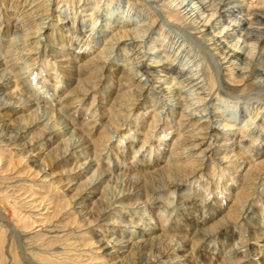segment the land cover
Wrapping results in <instances>:
<instances>
[{"label": "bare ground", "instance_id": "obj_1", "mask_svg": "<svg viewBox=\"0 0 264 264\" xmlns=\"http://www.w3.org/2000/svg\"><path fill=\"white\" fill-rule=\"evenodd\" d=\"M1 1L0 33L2 32V39L0 48L1 43H4L5 40L4 35L9 43L6 49L4 46L3 49H0V148H4L5 152L10 150L22 153L30 152L25 156L27 163L38 173L42 172L47 177H54L50 170L59 168L58 166L68 167V169L57 172L55 183L60 185L61 193L69 194H67L69 200L66 204L61 201L54 203L53 218L47 215L44 218L47 222L40 221L41 223L37 226L45 224L47 233L59 234V232L67 231L66 228L70 226L62 225L60 221L54 220V217L60 213H62L61 215L70 213L69 207L72 206L70 209H78L75 213L80 215L83 221H90L87 222L88 224L92 222L99 224L96 222L97 220L103 222V224H99L100 231L90 230V232L95 231L98 235L95 242L99 244L103 256H111L117 260V264H160L163 259H169V257H172L171 261L183 259L185 252L190 254L184 257L182 264L200 261L202 262L200 264H256L249 256L253 251L263 254L264 258V227L262 225L259 224L257 230L254 231L262 245L256 240L250 244L251 248L249 251L247 249L248 252L246 251L245 255L244 252L239 251L238 246L243 247L246 244L238 241L239 244H232L229 238L224 237L228 233L227 228L238 220V214L240 215L241 212L235 209L229 210L225 214V211H221L224 202L222 200L219 202L214 199L203 209L197 206V202H193L196 206L190 205L195 218V227L192 229L193 231L191 230L193 238L189 241L190 244L184 243L183 238V240L177 239L175 242L176 235H168L164 226H159L165 221V218L160 214L152 213L154 222L151 223L143 221L139 217L140 212L138 211V209L146 212L150 210L147 205L148 200L139 201L141 199L139 197L144 196L141 194L151 191L154 193L168 191L173 194L188 180L195 179L198 175L203 177L207 167L205 158H207V162L210 161L216 165L227 164L224 168L226 170H233L237 167L239 170L236 172L245 170L240 182H235L240 187L239 193H237L238 199L245 203L243 199L249 189L248 183L259 178L257 171L264 164L262 163L264 161H260L249 167L245 165L244 168L242 167L244 162L238 164L240 160L245 159L244 153L255 148L252 144V146L245 145L243 148L241 145L248 140L245 139L246 136L254 139V133L258 134V131L248 129L255 120L252 121L254 117L248 119L250 123L248 122L240 128L241 134L234 132L235 125L227 124L231 120L225 117V113L218 111L219 109L215 107L218 103L210 97L213 93H220L216 88V75L224 78L226 83L233 88L245 86L251 79L258 77H262L258 83H250L247 86H264V69L258 67L256 60H253L260 56L264 61V51L262 52V49L264 50V0H152L156 4H162V2H169V4L162 5L160 10L153 8V21L144 24L142 28L140 26L142 21L133 18L122 20L120 23L118 22V25L116 24L117 26H114L112 22L103 26L116 27L113 31L101 27L102 24L95 28L94 23L90 31L83 36H88V38L83 41L80 51L87 47L91 49L90 40L95 41L96 44L103 41L104 46L95 55L91 51L83 53V55L73 51L70 46H76L77 39L74 41L70 39L72 42L68 44L69 47H66L60 34H64L63 31L68 33L66 28L69 24L63 25L65 23L60 22L65 17L56 14V10L52 9L51 6L55 4L52 0H3V4ZM83 2L90 1L84 0ZM94 7L97 8H94L92 12H87L86 15L96 18V20L101 18L103 21L106 19L117 22V20L123 19L117 15V17L109 16L108 18L103 14V11L100 13L99 6ZM172 10L179 13L187 26L195 32H188V28H186L187 30L182 29L185 34L179 36L177 42L174 39L171 43L175 47L179 43L181 51L180 53L176 50L168 51V53L175 54L174 59L169 62L171 54L165 55L167 47L159 52L155 47H146V40L154 34V26L157 22L160 21V24L172 23L171 18L163 15L171 13ZM2 13L3 15L5 13L4 17H2ZM18 27L22 29L18 30ZM57 28H61L62 32L58 33ZM12 31H14L13 36H11ZM196 33L201 34L195 39L204 45L207 55L211 56L210 60L213 59L212 56L216 57L215 60L213 59L217 66L215 72H203L200 69L201 66L191 65V61H184V58L186 59L184 53L188 49L184 48V41L193 40ZM44 36L48 39L45 43H43ZM182 36L187 38L184 39ZM32 39L35 40L31 42ZM78 44L75 48H78ZM250 46L253 48L252 50H249ZM121 47L125 48L122 53V60L126 63L124 69H121L118 63H112L111 60L107 62L108 59L115 58L116 51ZM189 53L187 51V55ZM49 57L53 59L52 63L47 62L46 58ZM38 61H41L44 66L49 65L50 71H56L54 75L52 74L53 79L50 80L55 83V89L52 90L54 93L50 95L54 98L51 100L45 94H43L44 97L40 90L39 93L35 91L32 81H30L38 71V67L34 69L39 64ZM176 61L179 62V65L176 64ZM106 73L111 77L114 74L119 75L120 81H117V85L120 87L113 94L110 90L111 84L108 88L105 87L110 80ZM59 76L66 77L69 84L66 85L65 90H61V93L57 94ZM143 76L146 81H142L140 78ZM226 76H230V78L225 79ZM38 81L41 82L40 79ZM175 82L177 83L175 84ZM94 89L97 91L92 94L93 91L90 92V90ZM103 89H106V93L111 97L110 106L102 105L104 100L109 97L108 95L105 98L101 94L102 96L97 98L99 90L103 92ZM149 91L156 94L159 105L163 108L157 115L154 114L148 130L149 134L142 140L143 143L139 149L133 151L134 154L153 141L150 136L152 130L157 127L155 124L158 120L162 122L166 117L165 125H169V122H173L172 118L179 115L177 126L181 127L185 124L187 127L193 128H190L188 133H181L173 139L174 149L166 155L164 161L160 159L161 157H157L154 166L152 165L154 170L150 173L133 175L130 171L135 172L134 169H138V167L132 168L130 165L123 167L119 163L114 164L112 169L108 168L109 164L102 166L104 158L101 156L109 153L108 146L110 142H113V137H118L125 131L120 137L122 140L130 134L128 126H130L131 113L134 111L133 109L140 110L139 107L143 106L144 101L145 103L149 102L148 95L146 96ZM90 98H92V102L88 106L86 102ZM84 105L88 106L87 109L92 108L91 117L93 119L87 124L81 123L84 127L78 128L75 127L77 122L73 121L72 116H75V113L78 112L76 110ZM73 109L75 112L72 111ZM234 111L235 113H233ZM229 112L230 116H239L243 113L241 109ZM8 114L12 117L9 124L5 122ZM98 116L99 120H97ZM97 123L98 126H104V133L96 140L98 143L89 138ZM262 123L259 126L264 132V121ZM168 128L161 131L163 137L168 136ZM98 130L99 128L95 132ZM235 136L240 138L238 141L240 149L233 148L230 143H221L228 149L220 151L213 147L212 140L215 141L214 138L218 140L225 138L228 141ZM261 143L257 148L264 151V139H261ZM162 145L160 140L156 147L158 154L164 152L161 149ZM244 148L246 151L243 150ZM195 150L197 152L193 154L192 152ZM110 154L108 155L109 162L112 160ZM221 154H223L222 157ZM213 155L215 157L219 155V157L212 158ZM200 156H204V158H200ZM233 158L235 159L232 160ZM238 175L236 173L235 177L237 178ZM112 184H120V186L114 187L111 191ZM133 196H138L135 202L126 201ZM145 203L146 206H142ZM43 208L49 211V207L46 208L44 205ZM206 212L207 215H205ZM8 213L9 219L5 217L2 221H7L10 229L15 233L13 224L16 226L17 222L13 220V212L9 211ZM202 217L203 220L200 221ZM0 227L8 226L0 222ZM190 227V225H186V227L174 225L171 232L186 233ZM71 228L69 229L71 230ZM133 229L136 231H132ZM108 232L111 236L106 234ZM60 235L58 239L61 238ZM210 244H212L213 256H215V251H219L226 257L214 259L212 256L210 259L211 255L209 256L207 251L204 256L202 255L204 250L195 254L193 248L196 245L205 247ZM60 254L57 258L66 260L65 257L68 254ZM176 260L175 262H177ZM262 262L264 263V261Z\"/></svg>", "mask_w": 264, "mask_h": 264}, {"label": "rangeland", "instance_id": "obj_2", "mask_svg": "<svg viewBox=\"0 0 264 264\" xmlns=\"http://www.w3.org/2000/svg\"><path fill=\"white\" fill-rule=\"evenodd\" d=\"M52 1L53 3L55 2V4H53L51 7L52 9L56 10V14H61L62 16L65 17V19L60 20V22L65 23L63 25L69 24L68 27L66 28L68 33L63 31L64 34H60V37H62V40L64 39L63 41L66 47H69L68 44L72 42L70 41V39H72L73 41L77 39L76 46L79 43L78 48H75L76 46L74 45H72L73 47L70 46V48H72L73 51H77V53L81 55H83V53H87L88 51H91L95 55L104 46L103 41H101V43L98 42L96 44L95 41L90 40L91 49H88L87 47V49L84 50L83 48L80 51V48L83 45V41L85 40V38H88V36L87 37H83V36L87 34L88 31H90L94 23H95V28L98 26L100 27V24H102L101 27H103L104 25H106V23H111V22L113 23L114 26H117L118 22L120 23L122 20L124 21L127 20L128 18H133L138 21H142L140 23V26L142 28L144 24L146 25L153 21L154 18L153 17L154 15H152L153 8L160 10L162 8V5L167 6V4H169V2L168 3L162 2V4L161 3L156 4L154 2L155 3L154 4L153 1L155 0L153 1L152 0H138V1L137 0H89L90 2L88 3H84L83 2L84 0L82 1L52 0ZM1 4H3V0L1 1ZM94 6H99L100 13L103 11V14H105L108 18L109 16L112 17L117 15L123 17V19H119V21L117 20L116 22L115 20L105 19V21H103L101 18L100 20H96V18L89 17V15L86 14L87 12H92V10L94 11V8H97ZM4 15L2 13V17H4ZM163 15L167 16V18L169 17L172 19L171 20L172 25L169 23L160 24V21L157 22L154 26V31H155L154 34H152L146 40V47L148 46L155 47L157 48L156 50H159V52L163 51V49H166L167 47L166 49L167 52H165V55L171 54L168 53V51L170 50L171 51L176 50L177 52L180 53L181 47H179V43L176 45V47L174 46V44L171 43H173L174 39H175L174 41L177 42L179 36L185 34L183 33L184 31L182 29L188 28L189 30L188 32L191 31L190 33H194L195 30L190 29L191 27L187 26L186 22L182 19L181 15L179 13L177 14L174 10H172L171 13H164ZM47 24H51V23H47ZM103 28L113 31L116 27L108 28V26H105ZM21 29H22L21 27H18V30ZM60 29L61 28L56 29L58 33L62 32L60 31ZM13 33L14 31L11 32V36H13L12 35ZM198 35L200 36L201 34L196 33L194 34L193 40L184 41V45H183L184 48H188L184 53L186 57V59L184 58V61H191V65H195L199 67L201 66L200 69L203 72H207V73L215 72L217 66L214 60L216 57L214 58L212 56L214 60L213 59L210 60L211 56L207 55L204 45H202L201 43H199L197 39H195L199 37ZM4 36H5L4 43H1L2 49L3 46L5 47L4 49H6L7 44L9 43L7 41L6 35ZM186 36H182V37L186 39L187 38ZM1 39H2V35L0 36V40ZM34 40L35 39H32L31 42H33ZM45 41H48V39L44 36L43 43H45ZM155 43L158 44L156 45ZM124 49H125L124 47H121L119 50H117L116 51L117 55L115 56V58L108 59L107 62L111 60V62L114 64L118 63V66L121 69L126 68L125 65L126 63H124L122 60L123 59L122 53H124ZM250 49L252 50L253 48L250 46L249 50ZM187 51L190 52L191 54L189 53V55H187ZM263 51L264 50L262 49V52ZM169 57L170 60L168 61L170 62L174 59L175 54L174 55L171 54ZM46 59L48 60L47 61L48 63L53 62L52 61L53 59L51 57ZM253 60H256L258 67L264 69V61L263 59H261L260 56H258L257 58L255 57ZM38 63L39 64H37L34 67V69L38 67V71L33 75L30 81H32V85L35 91L38 92L40 90V93L42 92V95L45 94L51 100L54 98V97H50V95L54 93L52 90L55 89L54 87L55 83L50 80L53 79L52 74L54 75L56 71L55 70L50 71L49 65L44 66L41 61H38ZM178 63L179 62L176 61V64ZM106 76L109 75L106 73ZM216 76H217L216 88L220 93L219 94L213 93L210 98H212L214 102L218 103L215 105V107L219 109L218 111L225 113L226 114L225 117L231 120V122H228L227 124L235 125L234 132H237L239 134L240 128L250 121V120L248 121V119H252L253 117L256 118V119L254 118L252 119V121L254 122L255 120V122L253 125L249 126L248 129L250 131L251 130L258 131V134L254 133V139L248 138L246 136L245 139L248 140H246L243 144H241L242 148L245 145H249V146L254 145L255 148L252 147L254 150L251 149V151L248 150L246 153H244L245 159H242L243 161L240 160L238 164H242L244 162L242 166L244 168L245 165H247L246 167H249L252 165H256L260 161H264L263 149L259 150L257 148L259 144H262L261 139H264V132L261 131V128L259 126V124L262 125L263 124L262 121H264V86L263 87L247 86L250 83H255V84L258 83V81L262 77L251 79L250 82H248L245 86L233 88L228 83H226L224 78L222 79L220 76L218 75ZM109 77L111 81L109 80V83L105 85V87L108 88L110 86L109 84H111L110 90L112 91L111 94H113L115 91H117V88L120 87L119 85H117L118 84L117 81H120L119 75L114 74L112 75V77L111 76ZM140 78L142 79V81H146V78L144 76ZM226 78L229 79L230 76L229 77L226 76L225 79ZM39 79L41 82L38 81ZM58 81H59L58 82L59 89H57V94L61 93V90H65L67 87L66 85L69 84L66 77L63 76H59ZM176 83L177 82H175V84ZM105 90L106 89H103V92L102 90L101 91L99 90L100 93L98 92L97 98L99 99L102 95H104V97L107 98L108 95L109 97L106 100H104V102L102 103V105L108 106L111 103L110 101L111 97L109 94L106 93ZM95 91H97V89L90 90L92 94H94ZM104 91L105 94H103ZM147 95L149 102L145 103L144 101L143 106L139 107L140 110L133 109L134 111L131 113L130 126H128V131L130 130V134L126 135L122 140L120 139V137L123 133H125V131L120 133L118 137L117 136L113 137L112 140L113 142L112 143L110 142L108 146L110 148L109 153L108 154L104 153L105 155L101 156L102 158H104L102 162V166L103 164L104 165L109 164L107 165L108 168L112 169V166H114V164L119 163L123 165V167H127V165H130V167L132 168L138 167V169H134L136 170L135 172H133L132 170L130 171L132 172L133 175L150 173L151 171L154 170L152 168V165L155 163V159L157 157H161L160 159L164 161L167 157L166 155L174 149L172 142L173 139L176 138L181 133L182 134L188 133L187 131H189L190 128H193V127H187L185 124L181 125V127L177 126L178 124H176V122H178V120L180 119L179 115H176L174 118H172L173 122L172 123L169 122V125H165V122L167 120L166 117L165 120L162 122H159L160 120H158L157 123L155 124L157 125V127H155L152 130V134L150 136V139H152L153 141L152 142L150 141L151 143L149 142L138 153L134 154L133 151L139 149V147L143 143L142 140H144L146 135L149 134L148 130L150 128V124H152L151 122L153 120L154 114L157 115V113H159L163 108V106L159 105L160 103L156 98L155 93L149 91V93L148 92L146 93V96ZM64 98L65 97L63 96V99ZM91 102H92V98L88 99L86 104L88 103L87 105L89 106ZM88 106L84 105L82 106V108L80 109L78 108L76 110L78 112L75 113L76 115L72 116V118L74 119L73 121L77 122L75 123V127L83 128L84 126H82L81 123L87 124V122H90L93 119V117H91L92 108L87 109ZM236 109L239 110L241 109L243 113L239 116H230L229 111ZM72 111L75 112L74 109ZM233 113H235V111ZM251 113L253 114L251 115ZM11 118H12L11 115L8 114V116L5 118L6 120L5 122L9 124L11 122ZM99 118L100 117L98 116L97 120H99ZM98 123L95 125L96 128H94L91 131L92 134L89 135V138L94 141L98 140V137H100L101 134L104 133L103 132L104 126L103 127L98 126ZM98 128L99 130L95 132V130ZM166 128H168L169 134L167 137L166 136L163 137L162 136L163 132L161 131L165 130ZM170 128H172V130H170ZM34 132L36 133V131ZM214 139L215 141L212 140L213 147L215 149H218V151H220L221 149L223 150L228 149L226 145L222 146L221 143H230L233 145V148L236 147L237 149H240L241 147L238 142L240 141V138L238 139L236 136L233 139H229L228 141L225 138L224 140L222 139L218 140L217 138ZM160 140L161 143H163L161 149L164 152L162 154H158V152L156 151L157 149L156 147H158ZM100 141L103 142V140ZM243 150L246 151L245 148ZM261 150L262 152H260ZM195 152L197 151L195 150L192 153L194 154ZM29 153L30 152L28 153L16 152L15 150L14 151L10 150L8 152H5L4 148H0V222L8 226L6 228L0 227V264H117V260L113 259L111 256H107V255L103 256L102 251L99 248V244L95 242L97 241L98 235L96 234L95 231L90 232V230L100 231L101 226L99 224L101 223L103 224V222H101V220H97L96 222L99 224H96L95 222L88 224L90 221H83L82 220L83 218L77 213H75L78 209L76 210L75 208L70 209V207L72 206L69 207L70 213L64 215H61L62 213H60L57 217H54V220L58 222L60 221L62 225L66 224L70 226L69 228L72 227L71 230L69 228H66L67 231L59 232V234L51 233V232L47 233L45 231V228H47L45 224L43 226H37L42 221L44 223L47 222L46 219L44 220V218L47 215L53 218L54 216L53 210L55 206L54 203L61 201L62 203L66 204L67 201L69 200V196H67L68 193L67 192L61 193L62 191L60 190V185L55 183L57 181L56 180L57 172L63 169H68V167L64 165L62 166L57 165L59 168L56 167V169L50 170L51 172L49 171L51 174H54V177L53 176L47 177L46 174H43L42 172L38 173L35 168H32L30 164L27 163V159L25 156ZM109 154L111 155L112 158L110 162L108 160ZM220 156L222 157L223 154H221ZM214 157L215 155H213L212 158ZM218 157L219 155L215 158ZM143 158L144 161H142ZM200 158H204V156H200ZM234 159L235 158H233L232 160ZM205 162L207 164L206 167L207 171L206 170L204 171L203 173L204 175H202L203 177H200L198 175L197 178L188 180L189 182L187 181L185 184H183L182 187L179 188V190L176 193L171 194V192L168 191L166 193L165 191L154 193L151 191L141 194L144 196H140L139 198L141 199L139 201L148 200L147 205L148 207H150V210L146 212L141 209H138V211L140 212L139 217H141L143 221L146 222L148 221L152 223L154 222L153 221L154 219H152V213H155L157 215L160 214L163 218H165V221H163L162 224H160L159 226L161 225L164 226V228L167 230L168 235L170 236L176 235V237L174 238L175 242H177V239L183 238L184 243L186 242L190 244L189 241H191V239L193 238L191 232L193 231L192 229L195 227L194 225L195 218L193 217L194 216L193 209L192 208L190 209V205L196 206L193 202L195 203L197 202V206L200 207V209L201 208L203 209V207H207L209 203L214 201V199H217V201L219 202H221L222 200L224 202L222 203L221 211L222 210L225 211V214L227 211L235 210V209L236 210L238 209L237 211L241 212L240 215L238 214L239 216L238 220L234 221V223L232 221L233 224L231 223L232 225H230L227 228L228 233L224 237L229 238L230 243L232 242V244L238 242L239 243L242 242L246 244L243 247L238 246L240 248L239 251L244 252L245 255L247 249L249 251V249L251 248L250 247L251 243L255 242L256 240H257L256 242H258L259 244L262 243L257 238V235H255L254 231L257 230L259 224L262 225V227H264V166H263L264 164L262 165V168H260L257 171L259 178L255 181L248 183L249 189L247 190L245 198L243 199L245 201L244 203V202H240L238 199L237 193H239L240 187H238V185H236L235 182L237 181H238L237 183L240 182L239 180L243 178L242 174L244 173L245 170L241 168L244 170L243 172H236V170H239L237 166H236L237 168H234L233 170L231 169L226 170L224 168L227 166V164L220 163L216 165L215 163H212L210 161L207 162V158H205ZM248 163H250V165H248ZM126 173L130 174L129 172ZM236 173L239 174L237 178L235 177ZM10 181L11 183H9ZM118 186H120V184L119 185L112 184L110 190L112 191L114 187L116 188ZM73 193H70V195H73ZM136 198H138V196L130 197L126 199V201L135 202ZM188 201L191 202L192 204L189 203ZM44 205L46 206V208L49 207V211H47L48 209L43 208ZM142 206H146V203L143 204ZM9 211L13 212L14 214L13 220L17 222L16 226L15 224H13L14 229L16 231L15 233H13V231L10 229V226L9 224H7L8 223L7 221L5 222L2 221V219L5 217L9 219V213H8ZM207 214L208 213L206 212L205 215ZM197 217L199 218V216ZM202 220L203 217L202 219H200V221ZM106 222L108 221L106 220ZM174 225H177L179 227L180 226L186 227V225L187 226L190 225L191 227L186 232L187 234L181 233V231L180 232L178 231L176 233V232H171V228H173ZM132 231H136V230L133 229ZM143 232L145 233V231ZM78 234H80L81 236H79ZM106 234L108 236H111L110 232ZM59 235L61 236V238L58 239ZM193 249L195 251V254H197L198 252L200 253L201 250H204L202 253L203 256L205 255L206 251H207L206 253H208L209 256L211 255L210 259L213 256L212 244H210L209 246L207 245L205 247L204 246L199 247L198 245H196ZM60 253L68 254L67 256L70 257L71 259L68 258L67 256L65 257L66 260L61 258L58 259L57 257L61 255ZM189 254H190L189 252H185L184 257H186ZM249 256L251 257L253 263L264 264L262 262L264 261L263 254L253 251L252 253H250ZM184 257H182L183 259L181 258L177 260L175 259L177 262H175V260L171 261L170 258L172 257H169V259H163V261L165 262L163 263L162 261L160 264H178V263L182 264ZM213 257L214 259L216 257H219L220 259H224L226 256L221 254V252L219 251H215V256ZM167 261L170 262L168 263ZM200 263L202 262L201 261L198 263L191 262L190 264H200Z\"/></svg>", "mask_w": 264, "mask_h": 264}]
</instances>
